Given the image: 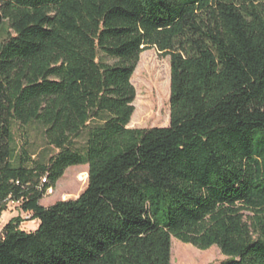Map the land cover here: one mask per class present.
<instances>
[{
    "label": "trees",
    "instance_id": "16d2710c",
    "mask_svg": "<svg viewBox=\"0 0 264 264\" xmlns=\"http://www.w3.org/2000/svg\"><path fill=\"white\" fill-rule=\"evenodd\" d=\"M149 50L170 60L169 126L133 129ZM76 166L79 197L41 206ZM9 203L38 227L6 223L0 264H171L172 238L264 264V0H0Z\"/></svg>",
    "mask_w": 264,
    "mask_h": 264
},
{
    "label": "rangeland",
    "instance_id": "374dc122",
    "mask_svg": "<svg viewBox=\"0 0 264 264\" xmlns=\"http://www.w3.org/2000/svg\"><path fill=\"white\" fill-rule=\"evenodd\" d=\"M169 74V58L160 57L155 50H149L140 55L131 78V84L135 89V100L129 128L151 129L169 126ZM40 144L41 141L38 140L36 146L40 147ZM87 171V166L67 169L55 187L46 192L40 202L41 206L48 208L60 201L77 199L87 187ZM18 206L15 203L7 204L6 211L0 215V230L4 224L15 218L23 221L20 225L22 231L36 230L38 221H31L30 217L23 214ZM225 259L216 247L202 251L191 245L182 244L174 238L171 240V264H221Z\"/></svg>",
    "mask_w": 264,
    "mask_h": 264
},
{
    "label": "bare ground",
    "instance_id": "6f19581e",
    "mask_svg": "<svg viewBox=\"0 0 264 264\" xmlns=\"http://www.w3.org/2000/svg\"><path fill=\"white\" fill-rule=\"evenodd\" d=\"M170 75V74H169ZM170 78V77H169ZM170 81V80H169ZM163 84V83H162ZM158 96V95H157ZM159 98V97H158ZM162 100V99H161ZM166 102V101H165ZM153 103H155V102H153ZM165 104V103H164ZM134 106V105H133ZM153 112V111H152ZM138 115V114H137ZM149 115V114H148ZM162 115V114H161ZM153 117V116H152ZM151 119V118H150ZM152 120V119H151ZM136 121V120H135ZM148 123H149V121H147ZM139 123V122H138ZM151 123V122H150ZM81 178H83V177H81ZM82 180V179H81ZM79 181V180H78ZM87 185V184H86Z\"/></svg>",
    "mask_w": 264,
    "mask_h": 264
},
{
    "label": "built area",
    "instance_id": "2783aa9c",
    "mask_svg": "<svg viewBox=\"0 0 264 264\" xmlns=\"http://www.w3.org/2000/svg\"><path fill=\"white\" fill-rule=\"evenodd\" d=\"M42 182L44 183V182H45V180L43 179V180H42ZM15 204H16V203H15ZM1 231H2V229L0 230V234H1Z\"/></svg>",
    "mask_w": 264,
    "mask_h": 264
},
{
    "label": "crops",
    "instance_id": "0c3cea01",
    "mask_svg": "<svg viewBox=\"0 0 264 264\" xmlns=\"http://www.w3.org/2000/svg\"><path fill=\"white\" fill-rule=\"evenodd\" d=\"M34 222H36V221H34ZM5 225V224H4Z\"/></svg>",
    "mask_w": 264,
    "mask_h": 264
}]
</instances>
